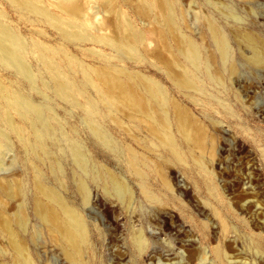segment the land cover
I'll list each match as a JSON object with an SVG mask.
<instances>
[{
    "label": "rangeland",
    "instance_id": "1",
    "mask_svg": "<svg viewBox=\"0 0 264 264\" xmlns=\"http://www.w3.org/2000/svg\"><path fill=\"white\" fill-rule=\"evenodd\" d=\"M140 1H112L144 36V59L136 64L101 43L80 45L48 25L32 24L26 21L27 16L0 0V21L34 48L26 58L36 76L32 89L21 75L0 66L1 82L9 91H19L43 106L45 112L51 108L56 130L79 140L98 175L93 179L79 170L61 133L56 134L55 145L47 140L48 155L37 150L30 123L35 118L27 114L24 120L18 112L9 110L20 130L14 132L3 126L7 136L0 155V202L12 218V230L33 264H76L66 259L61 243L52 238L48 225L36 215L33 197L46 202L34 186L37 169L40 179L58 190L87 223L90 246L83 254L86 264H264V63L249 62L251 52L243 42L246 36L254 37L264 55V0H177L183 18L177 42H195L224 83L204 79L200 91L179 90L173 79L176 69L166 65L176 55L175 42L165 44L152 21L153 14L145 18L137 15ZM82 3L90 32L114 36L116 17L104 10L102 0ZM226 5L235 10L237 18L223 11ZM209 19L226 36L235 72L219 57ZM36 44L55 49L56 54L51 56L63 69L61 79L74 80L93 99L94 88L85 82L82 68L70 64L67 55L91 74L92 69H99L134 84L124 72L116 71L122 66L132 74L140 72L154 78L177 101L192 125L201 128L203 148L174 129L182 153L177 158L139 121L141 113L126 105L111 109L98 103L96 119L120 148L116 154L101 145L86 126L85 101L81 99L82 105H77L53 94L51 75L38 58ZM128 148L136 155L142 178L128 164ZM81 175L88 190L85 202L75 184ZM108 175L130 188L128 199L120 200L106 189ZM142 189L155 198H146ZM214 209L225 220L226 229ZM20 210L24 211L22 222L17 219ZM138 234L145 241L142 249L134 243ZM0 264H19L11 237L1 228V218Z\"/></svg>",
    "mask_w": 264,
    "mask_h": 264
},
{
    "label": "bare ground",
    "instance_id": "2",
    "mask_svg": "<svg viewBox=\"0 0 264 264\" xmlns=\"http://www.w3.org/2000/svg\"><path fill=\"white\" fill-rule=\"evenodd\" d=\"M11 7L26 17V21L36 25H48L68 40L76 41L78 44L90 42L93 44L101 43L108 46L112 51L119 53L141 63L144 59L142 44L144 36L141 31L135 29L131 22L119 10L115 9L113 0H102L103 8L116 17V27L114 36H99L91 33L89 26L85 22L87 17L86 10L82 0H5ZM223 11L227 15L236 17L235 10L229 5L224 6ZM137 15L141 18L153 16L157 32L163 37L165 44L175 42L176 55L166 61L169 69H176L175 84L179 90L200 91L204 89V79L217 80L224 84L220 78V73H216L210 68L209 57L203 54L201 48L192 40L188 39L186 45L177 42L180 34L183 18L179 11L177 0H143L136 5ZM33 17V18H32ZM208 28L212 38L215 40L219 57L224 64L230 63L229 70L235 72V66L231 63V53L225 34L211 20H208ZM95 29V28H94ZM172 40V42H170ZM243 42L249 47L251 55L249 62L257 65L264 63L262 45L252 36L243 38ZM39 50V60L49 70L52 78L53 94L58 97L69 100L77 105H82L81 99L85 101L82 105L86 108L87 119L86 126L97 141L106 148L113 150L117 154L120 148L118 142L109 134V131L103 127L96 119L100 112L98 103H103L111 109L118 104L126 105L127 109L142 114L139 120L145 128L151 133L156 142L168 149L173 156L177 158L182 156L178 148L177 139L174 134L176 129L182 138L192 140L197 147L203 148L202 130L196 124L182 114L178 103L171 98L161 87V85L152 77L137 72L132 74L120 66L116 71L124 72L128 78H132L134 84L123 79L120 75H112L111 72L92 69V73L86 71L82 64L74 57L67 55L70 64L82 68L83 78L86 83L94 88L96 99L91 98L86 90L74 80L61 79L63 69L59 62L51 55L56 54L53 48H44L42 44L35 46ZM34 53V48L26 43L21 34L13 28L0 21V66L4 69L21 75L26 79L28 86L33 89L36 82V76L27 62V55ZM43 85L45 83L43 82ZM18 112L22 119L26 120L27 114L33 116L30 120L32 131L35 134V146L37 150L48 155L49 145L47 140H51L54 145L57 143L56 134L61 133L62 139L66 141L73 162L84 173L96 179L97 171L89 163V158L82 150L79 140L72 134L63 130H56L53 125L54 115L52 109L45 112L43 106H38L33 101L19 91H9L0 80V155L5 146L4 139L6 129L18 132L20 127L10 117L9 110ZM4 110V111H1ZM171 111L173 114L171 115ZM175 112V114H174ZM35 121V122H34ZM38 124V126H37ZM195 130V131H194ZM128 164L131 170L142 178V171L138 166V160L133 150L128 148ZM1 163V156H0ZM56 164V162H55ZM58 170H60L58 168ZM84 175L75 179L76 187L85 202L88 199V190ZM59 184L63 180L59 179ZM106 189L112 192L118 199L126 200L131 196L130 188L122 181L117 180L111 175L107 176ZM36 190L41 193L46 202H42L37 196L33 197L36 215L48 225L52 238L59 241L63 248L66 259L76 264H86L83 258L84 251L89 248V233L87 223L81 213L73 207L71 203L62 196L55 188L46 185L39 176L36 169L34 180ZM19 188V187H17ZM146 198L153 199L155 195L147 189H142ZM0 202L1 228L7 232L13 242L16 259L19 264H33L27 256L23 244L14 234L11 222L12 218L6 215ZM219 221L226 229V223L223 217L214 209ZM18 222L24 220V211L20 210L17 214ZM134 243L138 249L145 245L144 238L138 234L134 237Z\"/></svg>",
    "mask_w": 264,
    "mask_h": 264
}]
</instances>
